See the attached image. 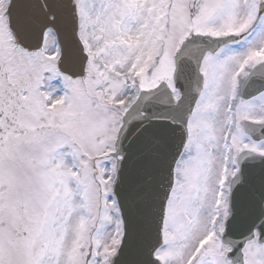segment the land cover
<instances>
[{"label": "snow or ice", "instance_id": "1", "mask_svg": "<svg viewBox=\"0 0 264 264\" xmlns=\"http://www.w3.org/2000/svg\"><path fill=\"white\" fill-rule=\"evenodd\" d=\"M0 264H264V0H0Z\"/></svg>", "mask_w": 264, "mask_h": 264}]
</instances>
